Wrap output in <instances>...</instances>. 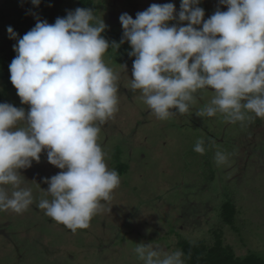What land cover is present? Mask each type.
I'll use <instances>...</instances> for the list:
<instances>
[{
  "label": "clouds",
  "instance_id": "1",
  "mask_svg": "<svg viewBox=\"0 0 264 264\" xmlns=\"http://www.w3.org/2000/svg\"><path fill=\"white\" fill-rule=\"evenodd\" d=\"M200 3L181 0L179 12L173 3H153L135 19L120 16L121 43H130L135 57L131 90H139L161 121L188 113L208 90L214 96L198 116L264 119V0H219L227 11L217 8L207 19ZM106 28L91 8H76L52 24L37 20L22 38L7 28L17 39L10 80L28 109L0 103V212L22 214L33 205L21 170L44 152L61 169L44 179L48 188L38 207L47 217L75 233L112 200L121 178L99 139L101 126L119 111V73L104 56L120 45L105 38ZM203 145L198 140L194 151L203 154ZM227 160L216 151L218 166ZM134 252L143 264H185L182 250L137 243Z\"/></svg>",
  "mask_w": 264,
  "mask_h": 264
},
{
  "label": "rangeland",
  "instance_id": "2",
  "mask_svg": "<svg viewBox=\"0 0 264 264\" xmlns=\"http://www.w3.org/2000/svg\"><path fill=\"white\" fill-rule=\"evenodd\" d=\"M95 2L96 15L107 27L121 30L119 18L124 13L135 19L153 3H173L177 12L181 4V0ZM201 2L205 19L217 8L227 11L219 0ZM104 60L119 73V111L101 126L99 143L108 154L109 168L113 169L116 151H121L120 160L129 163L128 172L120 176L121 184L105 211L93 217L89 228L73 233L38 207L48 188L44 179L61 171L42 153L40 162L21 170L24 186L33 192V205L22 214L0 212V264H143L134 252L137 243L176 251L181 236L213 237L220 205L231 191L241 205V234L225 227L224 241L237 254L260 249L251 253L264 257V119L231 123L219 113L198 116L214 96L208 90L198 94L188 113L161 121L143 102L139 90H131L133 64L119 63L109 52ZM4 88L0 78V103L28 109L15 87ZM198 140L214 142L212 179L203 154L192 153ZM216 151L227 155V163L217 165Z\"/></svg>",
  "mask_w": 264,
  "mask_h": 264
},
{
  "label": "trees",
  "instance_id": "3",
  "mask_svg": "<svg viewBox=\"0 0 264 264\" xmlns=\"http://www.w3.org/2000/svg\"><path fill=\"white\" fill-rule=\"evenodd\" d=\"M202 3V2H201ZM76 8H91L97 13L95 0H41L39 6L32 4L31 0H3L0 3V78L4 81L5 90L13 88L10 80L9 65L17 55L14 51V45L17 39L10 38L7 28L11 26L22 38L24 34L35 27L37 20L47 21L52 24L57 18L66 17L69 11ZM105 38L110 42L119 44V48L110 47L107 52L115 56L117 62L133 64L135 57L130 56L132 51L130 43L127 41L121 43L123 39V29L107 27L104 32ZM204 142L205 152L203 161L210 173V178L214 177L213 168V141ZM213 142V143H212ZM195 145H193L192 153ZM201 154V153H199ZM121 151H116L113 160V169L124 175L129 170V163L120 160ZM122 159V158H121ZM128 184L124 185V187ZM237 195L231 191L229 196L223 200L219 210V223L213 227V237L201 239H189L180 237L179 247L184 253L185 264H264V257L257 253H251L250 249L244 254H237L235 249L225 243L223 230L225 227L234 228L240 232L242 221H238L241 213V205L237 200ZM78 240V239H77ZM107 242V240H103ZM256 241V240H255Z\"/></svg>",
  "mask_w": 264,
  "mask_h": 264
}]
</instances>
